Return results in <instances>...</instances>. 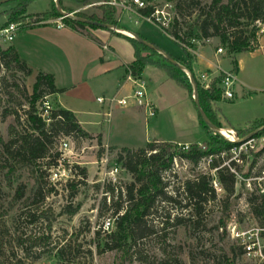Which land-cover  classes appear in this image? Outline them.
Here are the masks:
<instances>
[{
    "label": "rangeland",
    "instance_id": "rangeland-1",
    "mask_svg": "<svg viewBox=\"0 0 264 264\" xmlns=\"http://www.w3.org/2000/svg\"><path fill=\"white\" fill-rule=\"evenodd\" d=\"M178 1L149 0L161 8L167 3L170 4V10L175 13L176 18ZM212 1L194 0L195 4L191 6L182 5V13H178L183 37L181 45L158 25L140 19L134 13L117 9V17L120 24L123 22L126 30L132 31L133 34L141 32L159 49L176 59L187 61L185 51L192 53L188 48L208 50L214 54L222 47L224 51L221 56L230 60L226 46L218 38L209 40L202 38L201 35L199 27L203 18L201 13L203 9L208 11ZM104 2L105 0L89 10H83L84 5L80 2L74 1V6L82 9L78 11L79 13L102 15L101 5ZM17 3L7 2L0 6V11H7ZM50 5L51 0H34L28 9L29 12L40 13L47 10ZM66 9L70 10L73 16L78 13L74 12V9ZM260 27L263 28L262 25ZM261 33L260 30L259 35ZM12 44L13 42L0 38L2 48L6 49ZM252 58L255 62L256 83H252V87L246 88L244 92L236 88L238 94L235 98L223 99L219 104L222 112L219 115L222 129H234L240 136H243L248 128L253 127L257 118L264 117V58L261 54H254ZM194 75L196 78L197 75L195 73ZM145 76L152 80L149 90L158 96L161 109L160 125H154L155 121H152L150 128L146 130L143 120H138L135 124L128 123L127 126L118 129L113 127L114 135L120 144L144 146L146 135L153 134L158 127L166 140L180 138L192 142L206 140L208 136L206 130L196 121L197 109L186 91L155 66H147ZM196 81L198 82L197 78ZM34 83V77L26 76L14 65L1 68L0 229L9 233L7 240L14 249L10 252L18 253L21 258L24 257V252L17 245L15 237L43 238L40 242V252H32L31 257L23 259V264H60L56 250L64 245L71 247L66 256L68 264H219L221 261H226V264H264V257L259 254V251L264 249V238L258 235L259 221L254 219L250 212L245 189L239 187L237 190L239 196L231 198L229 221L220 203L227 195L226 192L219 193L215 200L210 199L209 202L202 204L203 210L199 215H195L193 212L195 210L187 206L189 200L183 186L187 181L196 180L204 174L213 177L209 159H203L198 165L181 157L174 159L173 169L164 175L165 180L169 181L167 195L173 200H161L157 203L153 214L145 223V232L134 241L129 240L126 250L110 249L106 243L112 241L111 235H114L117 225L113 200H121L126 204L124 192L134 178L122 164V171L115 185L124 195H121L120 199V195L106 194L108 176L104 182L101 181L104 176L102 164L99 163L105 148L103 145L104 150L101 152L97 136L93 139H79L59 135L50 156L39 160L36 165L10 174L8 165L11 164V160L4 151V144L12 138L17 139L20 132L30 130L24 120V111L31 107ZM35 108L49 122L51 111L58 109L59 106L51 95H46L36 102ZM14 110L21 115L22 125L18 124L13 113L5 116L7 111ZM122 111L124 110L117 111L115 117L123 113ZM12 126L15 127L13 132L10 131ZM214 134L226 139L216 131H213ZM64 141L69 144L67 149L62 146ZM181 146L178 144V149ZM109 148L113 152V157L107 165V172L115 162L120 163L115 155L122 153L120 147ZM57 153L59 156H56ZM81 169L87 170V176L81 174ZM31 170L35 171L34 175ZM22 191L24 196H19ZM38 192L37 202L31 204L33 200L28 198H33ZM73 193L75 196H72ZM67 207L77 208L78 211L70 215ZM29 211L36 212V220H31L27 216ZM106 220L112 222L108 228L105 226ZM225 222L226 227L223 225ZM49 223L52 224L51 230ZM245 243L252 244L251 254L246 252Z\"/></svg>",
    "mask_w": 264,
    "mask_h": 264
},
{
    "label": "trees",
    "instance_id": "trees-1",
    "mask_svg": "<svg viewBox=\"0 0 264 264\" xmlns=\"http://www.w3.org/2000/svg\"><path fill=\"white\" fill-rule=\"evenodd\" d=\"M33 1L34 0H17L18 3L15 7L2 12L0 16L7 15L9 17L6 24L18 22L25 17L27 9ZM90 1L91 0H81L79 2L86 5L90 3ZM108 1L110 0H105L104 4L101 5L102 15H88L78 12L76 13V17L108 24L119 30H126L119 22L117 8L108 4ZM59 2L62 4L63 0H59ZM185 4L191 6L195 4V2L194 0H179L176 4L178 13H182V5ZM62 8L68 13H71V11L65 7L62 6ZM152 11L153 8L148 7L142 10V13L144 15H150ZM178 13L176 12L177 18L175 17L172 29L168 34L181 45L180 42L183 37ZM44 15L55 18L62 16L55 2L52 10L44 13ZM201 15L203 18L199 27L202 38H218L219 41L226 46L234 70H238L237 57L239 54L243 52H253L259 49L260 44L258 38L261 30L260 25L264 26V0H228L227 2L213 0L208 11L203 9ZM37 17L40 16L38 15ZM63 22L71 29L82 33L88 28H102L113 31V29L85 23L71 17L63 18ZM117 34L127 38L134 47L135 60L133 63L129 64L128 67L133 70L135 75H141L144 69L149 65L155 66L163 70L169 78L184 89L194 103V87L185 70L177 67L163 54L142 44L136 38L119 32H117ZM185 52L188 57L187 61L176 59L171 54L169 55L174 57L178 63L183 64L186 69L194 74L191 54L187 51ZM11 65H14L15 68L23 72L26 76H31L33 73V70L20 57L14 46H9L6 49L0 46V71L2 67H10ZM220 80L221 76L213 82L211 90L203 89L197 82L201 107L218 128L223 127L219 116L221 115V109L217 106V103L222 100L221 91L217 88V83ZM62 91V89L57 88L55 85V79L52 74L39 72L36 75L33 95L31 96L33 101L30 105L31 107L24 111V120L27 126L30 127V130L26 129V131L20 132L17 139L12 138L4 144V151L9 155L11 160V164L8 165L10 174L36 165L39 160L50 156V151L59 135L63 134L79 139L94 138L81 126L76 115L70 110L59 107L51 111L48 118L49 122L37 112L35 105L40 98L46 95L61 93ZM8 113H13L18 124L22 125L23 120L18 111H7L5 116H7ZM198 120L208 135L207 139H204L200 143H192L188 147L182 145L180 149H178V144L174 142L152 141L148 142L145 147L138 149L121 148L122 154L119 160L128 173L133 176L134 180L127 187V191L124 192L126 204H123L121 200H113L112 206L114 207V213L117 215V225L114 235H111L112 241L106 243V246H109L110 249L126 250L129 240L134 241L137 236L145 232V223L153 214L157 207V203L161 200H173L172 197L167 195L169 181L165 180L164 175L173 169L174 159L176 157H181L194 165H198L203 159H209L210 157L219 155L218 159L213 158V161L210 163L209 166L211 169L219 167L224 163L225 159L221 157V154L228 151L234 144L230 143L219 134L213 135V130L206 125L199 113ZM263 126L264 119L256 120L253 127L244 131V135H246V133H253ZM14 130L15 127L12 126L10 131L13 132ZM256 135L264 136V128L259 129ZM97 140L101 147V152H103L104 148L101 135L97 136ZM56 156H59V154L57 153ZM31 171L34 175L35 171ZM81 174L87 176V170L81 169ZM218 176L224 187V192L227 194L220 203L223 207V213L229 221L230 215L228 211L231 208L230 200L232 197L237 198L239 196L237 195V178L226 166L218 170ZM211 181L212 177L208 174H204L196 180L187 181L183 186L184 192L189 200L187 206L195 210L193 211L195 215L201 214L203 210L202 204L209 202L210 199L215 200L217 197L216 191L211 185ZM118 188V186L108 183L106 186V194L112 196L120 195L121 199V195L124 194L120 192ZM20 189L22 190L21 187ZM19 196H24L23 191ZM38 196L39 192L34 195L33 198L29 197L28 200H33L31 204H35ZM72 196H75L74 193ZM247 199L251 214L254 219L259 221L258 224L263 226L264 198L259 195H248ZM197 205L200 206L197 207ZM67 211L70 215H74L77 213L78 209L67 207ZM27 216L30 217L31 220L37 219L36 212L33 213L29 211ZM49 218L50 217H47V219ZM227 222L223 224L225 227ZM48 226L51 230L52 224L49 223ZM8 234V232L0 229V264H23V259L31 257L32 252H40V242L43 240L42 237L35 239L33 237H28L23 239L21 236H17L15 237V241L17 245L22 248L24 257L21 258L18 256V253H11L10 251L14 249L10 241L7 240ZM260 234L264 237V231L260 232ZM70 248V246L65 245L57 248L56 255L60 264H68L66 256ZM227 259L228 258H226V260ZM219 264H226V261H221Z\"/></svg>",
    "mask_w": 264,
    "mask_h": 264
},
{
    "label": "crops",
    "instance_id": "crops-1",
    "mask_svg": "<svg viewBox=\"0 0 264 264\" xmlns=\"http://www.w3.org/2000/svg\"><path fill=\"white\" fill-rule=\"evenodd\" d=\"M74 1L79 2L81 0H63L62 6L74 9V12L82 11L81 8L74 6ZM102 1L91 0L90 3L84 5L83 10L94 9ZM54 2L55 0H51L50 7L44 12L34 13L29 12V9H27L25 17L44 16L43 18L46 22L39 25L26 26L16 35L11 46L16 48L20 57L33 70L32 77L35 78L39 72L49 73L54 76L55 85L63 91L53 94L51 97L54 98L60 108L72 111L81 126L93 137L101 135L104 146L140 148L145 147L148 142L152 141H168L180 145L200 143L182 140L183 138L166 140L162 137L158 127L153 134L146 135L144 146L121 145L114 135L113 127L118 129L121 126H127L128 123L135 124L138 120H143L146 130L148 127L150 128L152 121H155L154 125H160V104L158 96L149 90L152 80L146 78V68L142 76L149 83L148 100L157 109L155 120L147 118V111L144 107L135 105L126 108L115 107L112 110L111 117L107 118L104 117L106 106L97 101L98 97L113 95L122 97L131 93L132 86L130 83L125 82L124 79L127 71L126 67L135 60L134 47L127 38L117 34V32L123 34H125L124 32H129L131 35H125L134 37L133 32L117 29L112 31L102 28H88L83 33L75 31L64 24L63 16L55 18L44 15V13L52 10ZM4 11H0V14ZM7 21L8 16L1 15L0 27L5 26ZM121 24L124 27L123 22ZM135 34L150 42L149 38L141 32L137 31ZM258 41L260 44L259 49L253 52H243L237 57L238 79L234 86L235 96L238 94L236 88L238 91L242 90L244 92L246 88L250 89L249 87H252V83H256L255 62L252 57L254 54H261L264 58V31L259 35ZM104 45L107 46V50L103 48ZM194 51L196 56H194L193 69L196 75L208 70L215 73V75H219L218 66L223 70L233 69L231 61L222 57L216 51L214 54L208 50ZM220 102L217 104L218 107ZM120 110H124L122 111L123 113L115 117L116 112ZM260 119H264V117L256 120ZM196 121L200 125L198 111Z\"/></svg>",
    "mask_w": 264,
    "mask_h": 264
},
{
    "label": "built area",
    "instance_id": "built-area-1",
    "mask_svg": "<svg viewBox=\"0 0 264 264\" xmlns=\"http://www.w3.org/2000/svg\"><path fill=\"white\" fill-rule=\"evenodd\" d=\"M107 3L115 6L117 9H121L128 13H134L140 19L158 25L166 33L170 32L174 24L175 13L170 10L171 5L168 3L163 8L150 3L149 0H110ZM148 7H152L153 11L150 15H144L142 10L147 9ZM63 18L64 17H62V19ZM45 22L46 21L43 17H26V19H22L18 22L8 23L0 29V38L4 39V41L13 42L16 35L26 26L39 25ZM263 31L264 26L261 29V32ZM103 48L105 50L108 49L105 45ZM188 49L192 52L191 61L193 63L196 53L192 48ZM223 51L224 49L219 47L217 53L222 54ZM126 70L124 80L132 86L130 94L122 97L113 95L109 97L103 96L97 98V101L100 104L106 106L104 117H111L112 110L115 107H128L135 105L144 107L147 111V118L154 119L157 116V109L147 97L149 87L148 81L142 76V74L135 75L130 67L127 66ZM217 70L220 71L219 75H215V73L211 71H205L198 73L196 78L203 89L211 90L213 82L221 76V80L217 83V88L221 91L223 99L232 100L235 97L234 86L238 79L237 71L234 70V68L223 70L220 66L217 67ZM186 73L188 74V72ZM263 128L264 126L259 129ZM259 129L253 133H248L243 136L237 135L234 129L224 130L219 128V130L216 131L217 133L225 136L227 141L234 144V146H232L228 151L221 154V157L225 159L224 163L219 167L212 169L213 177L211 185L215 189L217 195L224 192V187L218 176V170L226 166L236 175L237 190L240 187L246 190L247 195H259L264 198V136L256 135ZM62 146L67 149L69 144L64 141V143L62 142ZM104 148L105 151L99 161V163L102 164V174L104 176L101 181L104 182L105 178L108 176V182L115 185V183H117V177L122 171V163L115 162L111 170L107 172V165L113 157V152L110 150L109 146H104ZM121 154L115 156L120 158ZM213 158L218 159L219 155L210 157L209 164L213 161ZM111 223L112 222L110 220H106L105 226L108 228L111 226ZM233 227L235 228L236 226L233 225ZM262 231H264V225H258V235L260 237H262L260 234ZM239 237L240 236H238V238ZM253 244L255 245V242ZM251 245V243L244 244L248 254H251ZM259 254L264 257V249L260 250Z\"/></svg>",
    "mask_w": 264,
    "mask_h": 264
},
{
    "label": "water",
    "instance_id": "water-1",
    "mask_svg": "<svg viewBox=\"0 0 264 264\" xmlns=\"http://www.w3.org/2000/svg\"><path fill=\"white\" fill-rule=\"evenodd\" d=\"M10 1H17V0H0V6L7 3V2H10ZM55 2L57 3V8H58V11L62 14V16L64 18L66 17H71V18H75L79 21H82V22H85V23H89V24H94V25H97V26H100V27H103V28H108V29H117L113 26H110L108 24H104V23H101V22H98V21H93V20H84L82 18H79V17H76V16H73L72 14L66 12L65 10H63L62 8V4L59 2V0H55ZM119 30V29H117ZM134 35V38H136L137 40H139L142 44L158 51L159 53L163 54L165 57H167V59L175 64L177 67L185 70L186 72H188V75H189V78H190V81L194 87V95H193V99H194V103H195V106L197 108V111L198 113L200 114L201 118L203 119V121L206 123L207 126H209L213 131H218L219 128L211 121V119L208 117V115L205 113V111L202 109L201 107V104H200V100H199V94H198V84H197V81L195 79V76L194 74L185 68V66L183 64H180L178 63L174 57H172L171 55L165 53L164 51H162L161 49H159L156 45H154L153 43L149 42L148 40L136 35V34H133Z\"/></svg>",
    "mask_w": 264,
    "mask_h": 264
},
{
    "label": "bare ground",
    "instance_id": "bare-ground-1",
    "mask_svg": "<svg viewBox=\"0 0 264 264\" xmlns=\"http://www.w3.org/2000/svg\"><path fill=\"white\" fill-rule=\"evenodd\" d=\"M125 34H127V35H131V33H129V32H124ZM225 132V131H224Z\"/></svg>",
    "mask_w": 264,
    "mask_h": 264
}]
</instances>
